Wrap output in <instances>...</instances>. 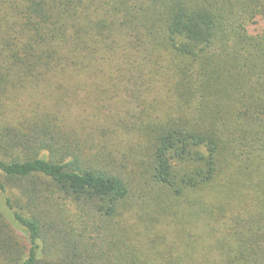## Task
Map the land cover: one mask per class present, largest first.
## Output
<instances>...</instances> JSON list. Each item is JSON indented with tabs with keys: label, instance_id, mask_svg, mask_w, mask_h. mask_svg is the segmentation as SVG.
<instances>
[{
	"label": "trees",
	"instance_id": "16d2710c",
	"mask_svg": "<svg viewBox=\"0 0 264 264\" xmlns=\"http://www.w3.org/2000/svg\"><path fill=\"white\" fill-rule=\"evenodd\" d=\"M0 264H264V0H0Z\"/></svg>",
	"mask_w": 264,
	"mask_h": 264
},
{
	"label": "rangeland",
	"instance_id": "374dc122",
	"mask_svg": "<svg viewBox=\"0 0 264 264\" xmlns=\"http://www.w3.org/2000/svg\"><path fill=\"white\" fill-rule=\"evenodd\" d=\"M125 145H127V144H125ZM131 221V220H130ZM130 221H127V222H125V227H130V226H132V225H129L130 224ZM202 229V228H201ZM192 236V235H191Z\"/></svg>",
	"mask_w": 264,
	"mask_h": 264
}]
</instances>
